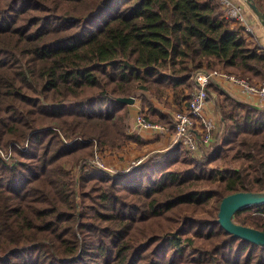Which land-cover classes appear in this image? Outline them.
Masks as SVG:
<instances>
[{
	"label": "trees",
	"instance_id": "1",
	"mask_svg": "<svg viewBox=\"0 0 264 264\" xmlns=\"http://www.w3.org/2000/svg\"><path fill=\"white\" fill-rule=\"evenodd\" d=\"M198 70L264 81V47L217 0H0V264H264L219 222L225 196L264 191L261 105L212 85L218 143L123 175L89 163L138 140L120 98L173 134ZM234 218L264 231V204Z\"/></svg>",
	"mask_w": 264,
	"mask_h": 264
},
{
	"label": "built area",
	"instance_id": "2",
	"mask_svg": "<svg viewBox=\"0 0 264 264\" xmlns=\"http://www.w3.org/2000/svg\"><path fill=\"white\" fill-rule=\"evenodd\" d=\"M226 9V14L233 20L240 22L245 27V33L247 36L255 35V29L247 15V8L243 1L236 0H217ZM264 47V43H260ZM194 80L196 87L191 92V98L189 106L184 111H176L173 117V126L175 131L172 134L173 141L171 147L182 144L187 150L197 151L201 146L210 147V141L212 140L213 130L216 127L215 122L204 116V111L208 100L210 98L217 99V93L210 90V87L218 82L226 83L230 86H236L241 91L255 95L261 101L262 107H264V81L259 83H253L249 79L233 75L226 71H211L198 70L194 74ZM168 129L162 122H155L150 120L146 112L139 111L134 119L128 126L127 133L130 136L141 135L144 132H166ZM210 151L208 152V154ZM145 157L133 160L130 165L124 170L113 169L106 165L100 151L96 153V156L89 160L93 170H102L115 175H123L130 172L136 165L141 163ZM81 165L76 167L80 170Z\"/></svg>",
	"mask_w": 264,
	"mask_h": 264
},
{
	"label": "crops",
	"instance_id": "3",
	"mask_svg": "<svg viewBox=\"0 0 264 264\" xmlns=\"http://www.w3.org/2000/svg\"><path fill=\"white\" fill-rule=\"evenodd\" d=\"M236 1H241V0H236ZM247 15L250 21L253 22V18L248 13ZM253 25H255V28L257 30L255 31V36L257 37L259 42L263 44L264 43V31H258L256 24L253 23ZM218 82H222V81L219 80ZM218 82L217 84L215 83L214 85L221 86L223 90L226 91L228 94H230L232 97L240 101H243V102L261 104V101L255 95L245 93L241 91L239 88H237L236 86H230L226 83H222L221 85ZM160 106L162 107L163 110L165 109V107L161 103H160ZM181 106L184 108L186 105L182 104ZM139 111L147 112V110H142L140 100L136 99L133 104H130V122L134 119L135 115ZM166 112L171 113V116L173 119L175 111H171L168 109L166 110ZM204 116L212 119L216 124V127L213 130L212 140L210 141V146H213L215 143L219 142V135H221V132L223 131L222 119H221L220 113L217 108L216 99L210 98L208 100V103L204 111ZM171 132L172 131H168L167 133H157L154 135V134H150L149 131H147L141 135H136L135 137H138V140L130 139L121 147L107 148L103 152L105 156L106 154H110L111 152L115 153L116 159H113L112 162L114 165H118V166L123 161L122 159L123 157L125 159L128 158L127 155L122 152V150L126 149L127 145L129 144L132 145L133 148L137 147L134 153L136 154V157H138V159L141 157L152 155L153 153L159 152V151L167 154L172 150L171 143L173 141V137H172Z\"/></svg>",
	"mask_w": 264,
	"mask_h": 264
},
{
	"label": "water",
	"instance_id": "4",
	"mask_svg": "<svg viewBox=\"0 0 264 264\" xmlns=\"http://www.w3.org/2000/svg\"><path fill=\"white\" fill-rule=\"evenodd\" d=\"M253 10L257 18L264 26V12L260 9L255 0H245ZM123 102L133 104L135 97L120 98ZM257 204H264V191H239L224 197L220 205L219 222L235 237L264 245V231L258 228L238 223L235 214L246 208Z\"/></svg>",
	"mask_w": 264,
	"mask_h": 264
},
{
	"label": "rangeland",
	"instance_id": "5",
	"mask_svg": "<svg viewBox=\"0 0 264 264\" xmlns=\"http://www.w3.org/2000/svg\"><path fill=\"white\" fill-rule=\"evenodd\" d=\"M241 1L244 2L245 6H246V8H247V13L253 18L252 25H253V23H255V24H256V27H257V29H258V31H264V26H263L262 23L260 22L259 18H257V16L255 15V13L253 12V10L249 7V5L247 4V2H246L245 0H241ZM222 6H223V5H222ZM223 7H224V6H223ZM224 9H225V7H224ZM225 11H226V9H225ZM226 13H227V12H226ZM253 26H254L255 31H257L256 28H255V25H253ZM258 41H259V40H258ZM219 71H223V70H219ZM226 72H228V71H226ZM228 73H230V72H228ZM232 74L234 75V73H232ZM235 75L240 76V77L247 78V79H249V80H250L251 82H253V83H258V81L254 80V79H251V78H249V77L241 76V75H238V74H235ZM211 91L214 92V86H211ZM168 109H169V108H168ZM175 112H176V111H175ZM168 131H169V130H167L166 132H149V133L155 135V134H157V133H167ZM128 144H129V143H128ZM138 147H139V146H138ZM136 148H137V147H136ZM136 148H133V146L129 144V145H127L126 149L122 150V152L125 153V154L127 155L128 158L125 159V158L123 157V158H122L123 161L121 162V164H119V166H118V165H114L113 162H112L113 159H116V154H115V153H112V152L110 153V152H109L110 154H106V156H105L104 152H101V150H100V153H101V156H102L104 162L106 163V165L112 167L113 169L124 170L125 168H127V167L130 165V163H131L133 160L138 159V157H136V154L134 153L135 150H136ZM11 156H12V153L8 154L7 158H9V157H11ZM71 167H72V166L70 165L69 169H70ZM77 167H78V166H77ZM71 171H73L72 173L74 174V177H76L75 175H77V172H78L79 170H77L76 167H73V169H71ZM254 212H255V210L250 211V212L246 211V212H244L243 214L248 215V214H253ZM259 215H260V214H259Z\"/></svg>",
	"mask_w": 264,
	"mask_h": 264
}]
</instances>
